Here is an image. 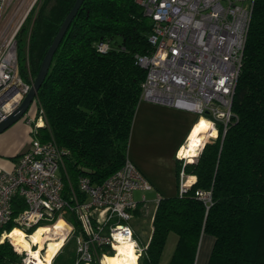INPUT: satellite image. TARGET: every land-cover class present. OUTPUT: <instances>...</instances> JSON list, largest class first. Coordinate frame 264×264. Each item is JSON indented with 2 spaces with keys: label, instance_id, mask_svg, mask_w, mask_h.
Instances as JSON below:
<instances>
[{
  "label": "trees",
  "instance_id": "trees-1",
  "mask_svg": "<svg viewBox=\"0 0 264 264\" xmlns=\"http://www.w3.org/2000/svg\"><path fill=\"white\" fill-rule=\"evenodd\" d=\"M74 1L38 0L23 21L16 49L24 80L36 76ZM150 29V18L135 0H83L53 54L35 96L44 114L35 135L68 150L66 197L72 188L83 198L79 176L101 183L127 158L146 75L135 55L151 51ZM100 41L108 42L106 52L97 50ZM231 110L225 133L218 126L197 160L184 165L195 181L181 194L158 198L149 239L138 242L143 249L137 264H159L170 233L176 236L166 264H195L203 234L214 237L206 264H264V0L253 3ZM180 168L178 161V179ZM198 190L209 191L210 200L196 195ZM23 207L16 198L14 212ZM68 219L79 232L74 215ZM11 241L0 242V264H22L24 253ZM101 250L113 254L109 246Z\"/></svg>",
  "mask_w": 264,
  "mask_h": 264
},
{
  "label": "built area",
  "instance_id": "built-area-1",
  "mask_svg": "<svg viewBox=\"0 0 264 264\" xmlns=\"http://www.w3.org/2000/svg\"><path fill=\"white\" fill-rule=\"evenodd\" d=\"M37 1L0 0V22L11 6L9 19L0 30V120L20 104L33 82L32 78L26 81L19 74L16 34ZM135 1L151 20L148 41L152 49L135 55L136 63L146 69L141 100L192 111L197 119L203 116L211 121L216 136L218 126L222 134L225 133L234 116L232 98L254 0ZM15 3L18 6L13 8ZM108 49L106 41L97 44L100 52ZM32 102L35 109L22 116L31 126L29 148L18 155L12 170L0 171V242L11 241L9 235L15 227L29 237L27 231L31 228L53 227L61 222L64 240L56 255L69 237L74 236L73 264H103L106 253L101 249L109 246L114 252L113 245L120 239H132L138 245L139 258L143 248L130 220L139 205L134 192L140 191L141 200L146 202L144 193L152 189L149 180L127 157L121 167L101 183L79 176L78 190L82 199L72 188L66 197L64 160L69 152L35 135L36 129L44 126V114L35 97ZM184 143L176 152V157L182 161L180 194L190 185L183 167L195 162L198 156L181 157L179 150ZM195 194L205 201L210 200L209 191L198 190ZM16 198H21L24 204L17 213L14 212ZM69 214H73L80 225L77 233L68 219ZM10 223L12 229L7 231L5 227ZM52 234L57 238V234ZM42 235L44 244H48L46 233ZM30 244L31 248H38L36 243L31 241ZM14 246L24 253L22 264L26 263L30 258L28 251Z\"/></svg>",
  "mask_w": 264,
  "mask_h": 264
},
{
  "label": "crops",
  "instance_id": "crops-1",
  "mask_svg": "<svg viewBox=\"0 0 264 264\" xmlns=\"http://www.w3.org/2000/svg\"><path fill=\"white\" fill-rule=\"evenodd\" d=\"M196 120L197 115L192 111L143 99L139 101L136 107L128 141L127 157L140 169L152 185L150 193L153 195L152 201L154 204L150 221H152L158 198L174 196L178 192L179 179L176 174V164L178 161L181 164V161L176 157V152L188 139L187 137H189L191 129H194L192 127ZM30 131L31 126L25 119L21 118L0 132V171L12 170L18 155L29 148ZM185 174L188 176V183L192 184L196 179L195 175ZM144 206L146 208L145 212L149 213L147 205ZM39 227L44 229L47 226L41 225ZM15 229L23 236H28L22 229L18 227ZM170 240L171 235L168 237L159 264H163V258ZM213 242V236L209 234L202 235L195 264L206 263L207 254L205 255L203 246L210 250ZM34 243L38 245V249L42 248V252L44 251L43 236L40 235ZM35 248L31 249L34 250ZM58 255L52 259L55 260ZM53 260L49 263L52 264Z\"/></svg>",
  "mask_w": 264,
  "mask_h": 264
},
{
  "label": "bare ground",
  "instance_id": "bare-ground-1",
  "mask_svg": "<svg viewBox=\"0 0 264 264\" xmlns=\"http://www.w3.org/2000/svg\"><path fill=\"white\" fill-rule=\"evenodd\" d=\"M196 121H198L196 123V126L189 134V137L184 146L180 149V154H182L183 156L188 157L197 155L202 149L206 140L211 136H216V129L209 119L201 116ZM63 225V223L59 222L53 227L47 226L44 229L42 227H38L31 234H29V238L18 233V231H16V229L14 228L11 231L9 237L18 248L28 251L30 258L24 264H48L55 256L64 240ZM43 233H46L45 237L49 239L47 241L48 244L45 243L44 251L42 252V248H35L34 250L31 249L30 240L34 242L40 237V235L43 236L44 240V235H42ZM52 233H54L55 235L57 234V238L52 237ZM14 237L16 240L14 239ZM137 247L138 245L132 239H120L119 242L114 243L113 245V248L115 249V251L113 252L114 254L106 255L103 258V264H106L109 260L111 262H114L112 260L113 257L116 256L117 260L119 261V263L115 261L116 264H137ZM42 256L44 257V259L42 258Z\"/></svg>",
  "mask_w": 264,
  "mask_h": 264
},
{
  "label": "rangeland",
  "instance_id": "rangeland-1",
  "mask_svg": "<svg viewBox=\"0 0 264 264\" xmlns=\"http://www.w3.org/2000/svg\"><path fill=\"white\" fill-rule=\"evenodd\" d=\"M17 6L18 5L16 3H15V5H12L13 8L17 7ZM10 11H11V6L6 11V13L3 16L2 21L0 22V30L7 23L8 19H9V16L11 14ZM18 70H19V67H18ZM34 109H35V106H34V104L32 102L30 104L28 110L26 111L27 115H28V113L31 114ZM21 118L23 119V117H21ZM197 122L198 121H196V123ZM196 123H194V126L192 128H194L196 126ZM191 131H192V129H191ZM191 131H190V133H191ZM211 137H213V136H211ZM211 137L208 138L207 140L210 141L212 139ZM204 138H206V137H204ZM204 138H202V139H204ZM207 140H206V142H208ZM186 141H187V139H186ZM186 141H185V143H186ZM179 155H181V157H187V156H183L182 154H180V150H179ZM188 157H192V156H188ZM181 164H182V161H181ZM179 181H180V179H179ZM144 194H145V197H146V202L141 200V192L140 191H135L134 192V197H135V199L137 201H139L140 208H138L137 210H135L133 212V217L130 220V223H131V225H132V227H133V229H134V231H135V233L137 235V241L138 242H142V243L145 244L147 242V240L149 239V235L151 233L150 214H152L151 212L153 210V204L154 203L152 201L153 195L150 193V190L146 191ZM145 204L147 205L149 213L145 212V209H146L145 206H144ZM170 235H171V240H170V243H169V245L167 247V251L165 253V257L163 258V264L165 262H167L169 256L172 253L173 247H174V242H175V236L176 235L174 233H170ZM199 248H200V244H199ZM199 248H198V251H199ZM211 248L212 247H210V250H211ZM203 249L205 251V255L207 254V258L205 259V262H207L210 250L207 247H204V246H203ZM197 255H198V252H197ZM74 258H75V237L74 236H70L69 239L67 240L65 246L63 247L62 252L55 258V260H53L52 264H73ZM196 259H197V257H196ZM112 261H114V262H111L109 260V261H107L106 264H116L115 261H117L119 263V261L117 260V256L113 257Z\"/></svg>",
  "mask_w": 264,
  "mask_h": 264
},
{
  "label": "water",
  "instance_id": "water-1",
  "mask_svg": "<svg viewBox=\"0 0 264 264\" xmlns=\"http://www.w3.org/2000/svg\"><path fill=\"white\" fill-rule=\"evenodd\" d=\"M83 0H75L71 9L63 19L56 35L54 36L51 44L49 45L46 53L40 63L38 72L33 79L31 87L26 95L23 97L20 104L6 115L2 120H0V132L8 128L11 124L21 119L24 113L28 110L30 104L32 103L34 97L36 96L37 90L40 87L42 81L44 80L47 71L49 69L53 54L55 53L61 39L63 38L72 18L75 16L78 8L80 7Z\"/></svg>",
  "mask_w": 264,
  "mask_h": 264
}]
</instances>
